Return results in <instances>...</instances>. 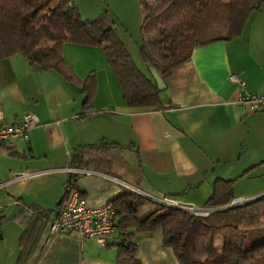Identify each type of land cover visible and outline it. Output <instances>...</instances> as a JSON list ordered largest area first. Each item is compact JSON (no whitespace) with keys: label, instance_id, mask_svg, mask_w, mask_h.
I'll return each instance as SVG.
<instances>
[{"label":"crops","instance_id":"obj_1","mask_svg":"<svg viewBox=\"0 0 264 264\" xmlns=\"http://www.w3.org/2000/svg\"><path fill=\"white\" fill-rule=\"evenodd\" d=\"M72 1L78 8L80 0ZM61 52L78 79L93 73L88 109L82 106V88L52 68L28 63L20 53L0 57L1 122L16 123L24 112L38 120L27 139L0 140V264H114L115 246L75 232L48 233L47 221L68 178L64 168L78 144L106 139L131 145L123 151L134 170L128 177L97 170L77 174L74 183L90 206L130 190L128 185L197 204L210 197L215 178L231 180L230 199L264 192V111L236 107L238 88L227 77L237 72L243 90L264 92V0L238 35L197 45L174 66L162 78L158 106L125 104L100 47L63 42ZM134 62L146 70L141 58ZM42 168L53 170L11 179L15 171ZM32 204L52 211L32 253L20 261L18 237ZM136 257L141 264H179L155 230L136 234Z\"/></svg>","mask_w":264,"mask_h":264},{"label":"trees","instance_id":"obj_2","mask_svg":"<svg viewBox=\"0 0 264 264\" xmlns=\"http://www.w3.org/2000/svg\"><path fill=\"white\" fill-rule=\"evenodd\" d=\"M138 1L142 12L137 51L147 74L135 64L106 9L82 18L72 0H0V57L20 53L28 63L52 68L82 88L85 110L94 91L93 73L78 79L64 60L61 46L63 42L95 45L104 52L126 105L158 106L159 89L149 68L164 78L188 59L195 46L238 35L261 0ZM127 147L131 145L106 139L78 144L70 152L69 165L126 178L134 171L124 158ZM76 177L77 173H68L66 180L75 189ZM230 197L231 180L215 178L212 193L202 205L217 208L200 216L131 189L116 194L109 200L115 229L105 243L115 246L114 264H141L136 257V234L152 230L158 232L160 245L169 247L179 264H264V235L252 234L264 225V192L228 205ZM65 198L63 192L54 214ZM31 207L30 219L18 237L20 261L32 253L52 211L35 204ZM217 236L221 237L219 248L214 244Z\"/></svg>","mask_w":264,"mask_h":264},{"label":"built area","instance_id":"obj_3","mask_svg":"<svg viewBox=\"0 0 264 264\" xmlns=\"http://www.w3.org/2000/svg\"><path fill=\"white\" fill-rule=\"evenodd\" d=\"M228 80L236 85L238 91L233 100V104L238 108H243L248 112L264 111V92L245 91L242 89L243 80L237 72H230ZM0 109V140L6 138L27 139L29 128L38 123L37 117L33 112H24L20 121L16 123L1 122ZM68 173L88 174L92 169L68 165L64 168ZM53 170L50 168L19 170L11 175V179L28 178L46 171ZM4 182L0 181V187ZM131 190L144 194L159 203L179 207L192 212L195 215L204 216L210 211L215 210L214 206H194L189 203L181 202L165 196H151L135 186L128 185ZM63 192L66 198L62 205L57 209L55 214L48 219L47 229L49 234L75 232L80 238H92L98 244H105L114 233V221L111 216L113 208L109 201L99 205L90 206L85 204L82 195L78 190L73 188L69 181L63 185ZM245 201L242 197L237 196L230 199L228 205ZM1 224V217H0Z\"/></svg>","mask_w":264,"mask_h":264},{"label":"rangeland","instance_id":"obj_4","mask_svg":"<svg viewBox=\"0 0 264 264\" xmlns=\"http://www.w3.org/2000/svg\"><path fill=\"white\" fill-rule=\"evenodd\" d=\"M104 9L107 10L108 14L115 21L117 33L122 38L124 45L130 53L132 59L134 60V57L136 56V58L140 60L137 51V44L140 40L139 23L141 18L142 5L138 0H80L78 2V11L82 18L94 17ZM144 72L147 74V68ZM165 197L171 198L170 196ZM176 200L189 203L194 206L202 205L201 202L197 204L188 200H184L180 197H178V199ZM143 208L147 207H142V209L138 212L139 216L143 215ZM258 230L256 232L252 231V234L257 235L258 233H260L261 235H264V225H262ZM214 244L217 248L220 247V236H217L215 238Z\"/></svg>","mask_w":264,"mask_h":264},{"label":"water","instance_id":"obj_5","mask_svg":"<svg viewBox=\"0 0 264 264\" xmlns=\"http://www.w3.org/2000/svg\"><path fill=\"white\" fill-rule=\"evenodd\" d=\"M149 70H150L152 77L155 80L156 87L159 90L162 89L164 87L163 79L159 76V74L157 73V71L154 68L150 67Z\"/></svg>","mask_w":264,"mask_h":264}]
</instances>
